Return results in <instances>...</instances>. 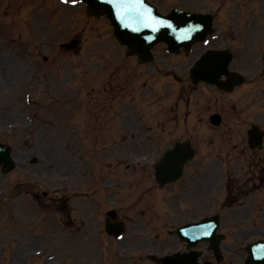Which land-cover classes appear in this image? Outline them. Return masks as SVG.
Wrapping results in <instances>:
<instances>
[{"label":"rangeland","instance_id":"obj_1","mask_svg":"<svg viewBox=\"0 0 264 264\" xmlns=\"http://www.w3.org/2000/svg\"><path fill=\"white\" fill-rule=\"evenodd\" d=\"M72 1L78 3V5L72 7L69 4H62L60 0H0V42H2L0 54L4 51L16 53L11 66L21 69L14 85H9L6 88L3 86L5 85L4 79L1 81L3 85L0 82V105L6 106L13 95L25 94L24 86L29 82L24 86L21 82L30 68L27 67V71L22 69L21 65L23 63L20 60L28 57L29 52L31 61L36 62L37 67L41 65L46 66L47 69L54 64L52 67L55 70L58 69L64 76L65 65L68 64L67 69L70 73L71 66L69 64L71 59L68 58L67 54H63L62 59L59 61L54 58H57L60 52L57 48L58 43L77 37V39H80V49L83 56L78 57V71L80 78H84V81L78 79L79 85L83 87L84 91L87 82L86 71L90 66V62L93 63V68L100 69L95 80L97 90L101 89L102 79L106 74H109L108 69L110 67L121 69V73L126 79L123 87L127 90L125 120L133 119L139 122V124L134 122L136 127H129L130 131L137 128L136 130L141 132L139 128L141 127L145 128L143 133L152 132L154 137L153 140H139V142L145 141L143 148L154 142L155 153L157 157H161L165 146L170 141L177 138L183 140L188 138L195 144L198 155L181 184L159 193L150 164L145 169L140 167L138 171L132 170L131 175L126 173L125 176L118 161L115 160L116 158L113 160L111 157L105 156L101 159V149L104 145L110 146L109 143L112 140H104L103 132H97L101 127L106 126L100 104L95 103L94 132H91L85 115L87 107L84 105V108L78 111L79 115L84 113L83 118L80 116L79 118H73L74 109L76 108L67 104L65 106L66 115L59 118V108L63 105L64 100L58 101L59 105L56 103L58 107L53 105L54 102L53 104L49 102V98L42 91V89L47 88L43 84L41 89L35 92L36 97L34 99L39 101L37 106H32L29 110L27 109L28 102L24 103L23 99L17 102L15 113H22V115L15 122L11 137L3 132V122L0 121V140H8L10 144L15 146L14 155L17 158V163L29 164L31 159L37 157L38 163H36L37 166L34 170L38 174L39 168L44 171L40 175L41 180L29 177L28 180L33 185L31 190L36 191L34 185L37 184L38 180L40 181L38 185L41 186L39 193L41 196L44 190L53 194L55 188L53 183L55 181L60 180V178L69 181L76 178L75 173L77 172L81 181L88 179L94 181L92 189H95V192L102 190L103 182L101 181L103 180L108 179L104 183V188L106 184L109 186V183H112L111 180L116 184L117 180L125 181L126 186L124 184L115 185L104 190L110 196H113L112 200H115V202L120 200L116 207L129 215L136 218H140V215L145 217V215H142L141 210L148 211L149 216L147 215V218L145 217L142 222L150 226L153 237L161 235L162 238L168 235L169 229L173 226H178L185 222L188 217H191L187 211L200 216L203 213H214L222 210L226 213L224 217H231V214H234L235 211L239 212L238 207L236 209H222L227 196V182L230 178L235 179L238 177L239 180L233 183H236V186H242L240 193L242 190L246 191L252 186L251 183L246 184V181L249 178L251 169L256 168L257 162L254 161L264 159V151H256L255 156L257 157L253 158L245 136L246 128L250 122L257 121L264 125V99L256 101L258 95H264L261 91L264 89V75L262 73L264 28H258L257 25L253 28H247L243 24L252 19L259 20L264 24V11H260L257 6L242 5L239 6L240 10L233 13L221 12L220 20L223 23L221 28L226 32L229 31L226 35L227 39H224V42L214 41L211 46L215 48L228 46L236 51V62L232 67L233 69L245 71L249 75L251 83L237 91V93L235 92V95H225L208 86L202 87L204 97L199 100L194 97L191 99L190 124L184 126L183 116L187 112L186 107H188L184 96H187V94L184 93L181 99H178V97L182 89L189 90V84L186 80L183 84L182 82L177 83L168 71L172 72V70L178 68L177 64L180 67L185 66V60L171 56L166 58L162 56V50L160 49L157 52L158 60L154 64L145 67L146 69L139 67L134 59L122 56L123 49L121 47L117 49L111 46L113 45L110 39L111 29L108 27L106 20H87L85 18V6L80 3V0ZM194 1L199 3V7L203 6L198 0ZM194 1L190 0L189 3H195ZM159 2V6L163 10H169L176 3H181L180 0H161ZM208 6H210L209 2ZM230 24L234 25L229 26ZM237 25L238 27H236ZM106 40L107 45L101 44L98 47L96 46L97 48L93 47L95 43L98 44ZM209 46L204 45L203 50ZM52 47L55 48L52 49ZM43 54L50 55L49 59L52 61L44 63L41 60ZM110 62L114 64H109ZM51 78L57 79L55 75ZM163 80L170 81V83L163 87ZM142 90H153L157 94L154 96L149 93L144 94ZM52 91L58 96V99L64 96L63 89H58L57 93L54 92L56 89H52ZM254 100L256 103H253L251 107H247ZM42 103H44L43 111ZM175 104H178L177 109H175L177 107ZM155 105H160V109H167L162 115L158 113L155 120H152L149 115L151 108ZM200 105H202L201 109H199ZM117 107L115 108L118 109ZM168 109L175 111H169ZM216 109L223 112L226 119L220 129H214L209 123L208 113ZM30 111L32 113L36 111L37 116L31 114ZM97 112H99L98 116ZM174 115L177 118L170 120L176 117ZM66 116L67 119H65ZM139 116H142V123H140ZM114 119V122L110 121V123L115 124L116 122L119 125V122L124 121L121 117ZM71 124H74L76 131L79 133L77 140L70 135L72 129L70 130L69 126ZM145 126L153 127V129L148 130ZM130 131L127 130L128 133ZM224 131H233V133L221 137L219 132ZM50 144L54 145L52 150L48 147L51 151L41 150L44 153L36 154L41 145L50 146ZM76 146L79 148L77 152L80 153L81 151L77 156L72 152ZM129 148L131 146H128L127 149ZM138 152L136 155L133 154L135 158L144 156L143 153ZM21 153L26 154L27 157H24V154L21 156ZM92 154L94 155L92 156ZM133 155L132 157L129 155L127 163H130L132 158L134 159ZM75 161L80 163L78 168H74ZM87 161V164H92L90 172H93V176L89 174L86 177ZM262 163L264 165V162ZM57 169L63 170L57 171ZM21 171L22 168H17L10 177L0 176V193L5 194L4 197H0V264H85L87 261L92 262L95 257L88 255L89 252L81 249V246H86V244L80 243L76 236L71 237V241L68 240L69 235L64 233L63 228H61L62 215L54 216L46 213L43 208L38 209V204L35 206L28 196H23L21 201L13 204V206L6 203L8 201L7 192L10 190L8 195H13V185L26 181L23 173L20 174ZM235 172H237V175H235ZM62 174H67V176ZM87 190L88 188L84 189L86 192ZM16 193L17 191L14 195ZM259 195L264 196V190L260 191ZM49 202V200L46 201L47 205L57 210L56 205ZM94 202H92V199L91 202L84 199V207H88L94 212H100L101 215L96 218V221H102L103 224L104 221L101 216L104 217L102 212L105 209V202H102L98 194H96ZM192 204H194V207H192ZM245 207V205L240 207L242 209L240 211H245ZM179 213L183 214L178 215ZM243 219L244 217L241 216L240 222L245 227ZM61 231L63 233H60ZM102 238L105 239V235ZM85 241H88V239L81 237V242ZM104 241L108 243L107 240ZM62 244L67 245V247L62 248ZM144 244V247L152 245L147 242ZM72 248L77 250L70 251ZM84 249L86 248L84 247ZM165 249L168 250L167 245L159 252L162 253L161 251ZM130 253L138 254L135 251ZM149 253L155 254L154 249L148 253L135 256L136 260L142 259L140 264H149L147 263ZM111 258L105 253L104 264Z\"/></svg>","mask_w":264,"mask_h":264},{"label":"flooded vegetation","instance_id":"obj_2","mask_svg":"<svg viewBox=\"0 0 264 264\" xmlns=\"http://www.w3.org/2000/svg\"><path fill=\"white\" fill-rule=\"evenodd\" d=\"M218 2V6L220 7L219 11L223 10L224 8L228 11H231L233 10V6L236 8L234 3L235 0H218ZM122 86V84L114 86L113 84L109 83L108 87L105 89L107 99L104 101V103H107L108 105L118 103L120 107H123V104L125 103L126 91ZM88 96L89 102L94 104V96L91 93H88ZM119 129L122 130L120 131V134L123 137L121 146L126 156V127H120ZM136 129L137 128H134V130ZM227 133L219 132V134L222 135H227ZM132 135L134 139L138 140L144 138L151 140L154 139L153 136H148L143 134V132L133 131ZM143 146L144 145L142 142L137 143L136 141H133L131 143V148H129V154L136 155L139 149L138 153L151 155L155 149L153 143L144 148ZM263 161L264 159H261L259 164L256 165V168L251 169L252 179L249 181V183H252V188L246 192L248 197L247 199L249 200L248 205H246V211L235 212L234 214H231V217L227 218L221 216V226L223 227L217 231V235L221 236V238L217 240V245H220V250L216 252V250L212 248V243L206 241H200L195 244V246H193L194 248H191V245H189L187 242L180 240L176 230L173 229L170 232L171 238L165 241L168 247L171 249L168 255L176 257L178 254V257L168 261L169 264H247L245 257L248 245L250 243H255L261 239H264V196L259 194L255 195L256 193H260V191L264 190V167L261 163ZM239 190V188L236 192L233 190L230 193V196H227V200H229V202H226L227 204L237 203L236 201L238 200V197L235 195L240 192ZM235 205L236 204H233L232 206ZM84 211H87V208H84ZM87 213H89V211ZM178 215L182 214L179 213ZM241 216L247 218V228L236 227L238 224L234 222ZM73 224H75V222H72L71 225ZM247 241L248 243L245 245ZM160 245H162V243ZM120 248L125 249L126 246L120 245ZM185 253H191V255L187 256ZM125 259L126 258L124 256L119 261V264H123ZM161 261L162 260L155 258L154 263L163 264Z\"/></svg>","mask_w":264,"mask_h":264},{"label":"water","instance_id":"obj_3","mask_svg":"<svg viewBox=\"0 0 264 264\" xmlns=\"http://www.w3.org/2000/svg\"><path fill=\"white\" fill-rule=\"evenodd\" d=\"M88 2L90 4V6H91V9L94 8L95 10H98V11L99 10H106V12L108 13L107 15H109V12L106 9L107 8L106 7L107 6L106 3H101V4L97 5V3L95 4V1H93V0H88ZM174 16H178L179 19L181 18L183 21H185V19L189 18L188 16H185V14H180V15L174 14ZM109 17L112 19L111 15H109ZM192 19L193 20H198L197 17H192ZM119 24H121V19H119L118 23H116L115 26H116V34H117L118 38L120 39V41L122 43L129 45L131 47L132 52H138L139 51V53H140V51H149V50H147L148 47L143 45L144 41H143V43L142 42H138L141 39L140 38L141 35L139 34L140 32L138 33L137 31H133V30H131V29L127 28V27H124V26L120 29L119 28V26H120ZM146 32H147V29L144 30V33H146ZM166 32H167L166 28H163L162 31H159V35H157V39L165 40V41L167 40V41L171 42V38H170L169 34L166 33ZM202 36H204V35L201 34V35L196 36L193 39V41L196 40L197 37L199 38V37H202ZM129 37H131V38H129ZM211 55H213V52H212Z\"/></svg>","mask_w":264,"mask_h":264},{"label":"snow or ice","instance_id":"obj_4","mask_svg":"<svg viewBox=\"0 0 264 264\" xmlns=\"http://www.w3.org/2000/svg\"><path fill=\"white\" fill-rule=\"evenodd\" d=\"M65 2H67V0H65ZM191 31H195V29H191Z\"/></svg>","mask_w":264,"mask_h":264}]
</instances>
